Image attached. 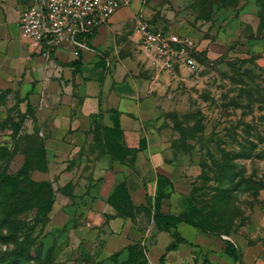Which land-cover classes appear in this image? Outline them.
I'll use <instances>...</instances> for the list:
<instances>
[{
  "label": "rangeland",
  "instance_id": "374dc122",
  "mask_svg": "<svg viewBox=\"0 0 264 264\" xmlns=\"http://www.w3.org/2000/svg\"><path fill=\"white\" fill-rule=\"evenodd\" d=\"M149 8L150 26L190 41L197 60L193 71L177 65L162 81L154 119L175 166L159 182L175 197L168 211L200 227L197 244L180 253L196 255V264H264V0H156ZM44 125L17 82H0V264H116L132 255L130 245L147 260L152 205L127 208L135 233L115 257L105 256L98 234L90 240L78 212L101 184L93 170L107 154L102 138L67 159L77 178L61 187L50 176ZM121 186L112 189L116 200ZM59 191L78 207L55 230Z\"/></svg>",
  "mask_w": 264,
  "mask_h": 264
},
{
  "label": "crops",
  "instance_id": "0c3cea01",
  "mask_svg": "<svg viewBox=\"0 0 264 264\" xmlns=\"http://www.w3.org/2000/svg\"><path fill=\"white\" fill-rule=\"evenodd\" d=\"M120 1L106 21L79 34L84 47L77 49L63 42L43 55L20 36L18 18L23 3L0 0V82H17L27 102L45 119V145L53 155L49 162L52 180L62 187L77 178L76 169L66 170L67 159L89 144L94 135L112 147L113 152L107 151L93 170L94 176L102 179L97 193H85L78 208L86 214L93 234L90 240L99 235L105 256L119 253L132 243L129 236L135 231L122 209L126 196L134 208L142 210L149 204L153 213L176 214L168 211L175 197L168 200L159 189V182L169 178L175 166L166 157V144L154 119L160 84L177 65H184L166 68L139 44L134 24L140 18L152 20L149 5L156 0ZM119 180L121 193L116 200L112 189ZM76 207L68 195L61 191L56 194L52 214L59 223L55 230L63 229L67 213ZM193 227L183 221L176 224L186 242L167 251L160 262L174 240V228L169 233L158 229L155 220L149 223L143 241L149 242L146 264H184L186 260L196 264V255L180 253L197 244L192 239L197 229Z\"/></svg>",
  "mask_w": 264,
  "mask_h": 264
},
{
  "label": "built area",
  "instance_id": "2783aa9c",
  "mask_svg": "<svg viewBox=\"0 0 264 264\" xmlns=\"http://www.w3.org/2000/svg\"><path fill=\"white\" fill-rule=\"evenodd\" d=\"M20 1L23 3L18 18L20 36L43 55L63 42L77 49L84 47L79 34L106 21L121 4L120 0ZM134 28L140 46L166 68L174 64L184 65L190 71L197 68L193 47L187 39L169 30L153 28L143 18L135 22Z\"/></svg>",
  "mask_w": 264,
  "mask_h": 264
},
{
  "label": "trees",
  "instance_id": "16d2710c",
  "mask_svg": "<svg viewBox=\"0 0 264 264\" xmlns=\"http://www.w3.org/2000/svg\"><path fill=\"white\" fill-rule=\"evenodd\" d=\"M104 144H105L106 151L112 153L113 150H112V147H111L110 143L105 141ZM157 199H159V198H157ZM7 206H9L7 208H12L13 207L11 204H7ZM129 206L132 207V202L130 201L128 196H126V198L124 199V202H123V207H122L124 215H126V213L128 212L127 208ZM8 214L11 215V212L9 211ZM153 218H154V220L156 221L157 224L163 225V227L165 229L174 228L173 231H172V235L174 237V240L167 247L165 253H163L161 255L160 262H162L164 260L167 251L176 250L180 243L186 242V240L180 236V234L178 233V231L175 228L176 224L178 222L183 221V222H185L187 224H191L192 226H194L197 229H200V227L197 224L186 220L185 218L181 217L180 215L164 214V213L156 211L153 214ZM7 220H8V218H7ZM129 248H130V251L132 250V255L130 257H128L127 259H125V260H121L120 262H117L116 264H146L145 260L141 258V254L139 253L140 249H138V247H137V249H135L133 247L131 248V245H130ZM117 255H119V253H116V254H114L112 256L115 257ZM4 264H18V263L15 260H11V261L4 260Z\"/></svg>",
  "mask_w": 264,
  "mask_h": 264
}]
</instances>
